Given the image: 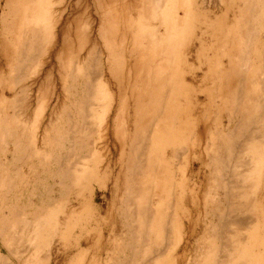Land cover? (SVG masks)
<instances>
[{"label": "bare ground", "instance_id": "bare-ground-1", "mask_svg": "<svg viewBox=\"0 0 264 264\" xmlns=\"http://www.w3.org/2000/svg\"><path fill=\"white\" fill-rule=\"evenodd\" d=\"M64 1L49 0V9L52 2L57 6L53 37L48 32L51 22L43 23V0L4 2L10 22L0 43V108L27 101L23 95L32 90L31 75L40 72L45 80L36 89H41L42 98L51 99L44 97V91H58L39 149L31 139L21 144L24 132L17 131L16 117L8 118L9 122L0 117V142L12 146L0 154V186L12 185L9 167L30 148L29 156L43 168L45 187L43 207L36 208L32 201L15 203L7 210L0 205V264H45L49 257L39 256L41 247L33 243L43 236V228L54 226L60 236L61 228L70 223L73 228L80 225L71 231L75 246L91 243L81 253V264H264V39L254 41L255 32L241 31L237 48L246 51L241 50L237 59L227 56L220 61L210 75L214 88L203 92L185 83L193 71L184 72L173 56L167 68L160 62L150 66L156 49L154 41L148 40L150 35L146 43L137 40V47L126 48L122 61L117 60L120 45L116 48L114 41L113 45L106 41L103 31L112 19H118L111 0H95L98 36L72 55L73 45L80 38L86 44L90 37L84 30L88 29V6L87 0H74L71 14H76L69 17ZM81 1L87 7L82 11L83 23ZM109 4L116 13L111 19ZM155 4L151 6L161 8ZM97 37L104 49L97 48ZM252 44L251 60L247 49ZM45 50L50 59L41 61L38 71L37 65L29 63ZM46 80L51 84L47 92L43 91ZM197 161L199 168L194 172ZM32 163L23 162L31 171ZM101 167L110 175L118 168L117 194L112 195L118 206L114 215L107 213L118 228L112 226L106 238L104 231L92 236L88 229L99 215L98 208L79 191L76 199L57 205L60 214L52 223L56 191L73 187L89 196L90 187L99 185L98 178L91 176ZM57 233L52 234L48 248ZM196 233L199 236L191 245ZM191 249L194 253L187 258Z\"/></svg>", "mask_w": 264, "mask_h": 264}, {"label": "rangeland", "instance_id": "rangeland-1", "mask_svg": "<svg viewBox=\"0 0 264 264\" xmlns=\"http://www.w3.org/2000/svg\"><path fill=\"white\" fill-rule=\"evenodd\" d=\"M66 1L67 0L64 1V4L67 3V5H65V7L67 8L66 10L68 14L67 16L71 17L76 14V13L71 14V5L75 1L74 0H68L67 2ZM159 1L157 2L156 0H153V1L152 0H114V1L111 0L112 2V3L110 2L111 5L117 4V7H114L115 5L112 7L115 8L114 10L116 11L119 20L117 19L116 21V19L114 18V16L116 17V13L113 14V12L115 11L111 10L113 8L109 4L110 7H108V10L110 9V13L112 11V14H110L109 16L114 15L110 17V19L112 17L114 19L111 20V23L105 25V27L109 26V29H106L103 31H105L104 33H106L105 36L108 35L106 36L107 38L106 41H109L112 45L114 41V47L116 48L119 47L118 45H120V47L116 49L117 57L116 56L115 57L117 58V60H118V57L119 59L120 57L122 59L124 58L126 48L127 49L131 48L130 47L131 45L132 47H135V46L137 47L138 46L136 42L137 40H140L141 44H144V42L146 43L144 39H146L145 38L146 36L150 35L148 37V40L154 41V44L156 47V49L153 50L155 53L152 51L155 54L154 56L155 59L150 64V66L154 65L155 63L160 62L161 64H164L166 67V63L168 62V59L170 58V56H173L174 57L173 60H175L174 63L178 65L179 68L184 69V72L193 71V75L195 77L187 76L185 79V83L190 85L195 90H198V91L203 90L204 92V90L208 91L214 88L213 87L214 84L210 78L212 76L210 75L214 74V72L218 69L220 61L225 62L229 56H231V58L233 57V59L234 57L235 59H237L240 56L239 53L241 54L242 49L237 48V47H238V43L241 41V31L242 32L248 31L250 33L252 30V32H255L254 34H257L254 36V34L251 32V34H253V38L255 37L254 41L263 42V39H264V0H255V1L248 0V2L247 1L245 2V0H161L160 3ZM4 2L5 0H0V37H1L0 43L3 38L2 36L4 35L3 32L5 28H7V25L10 22V17H8L9 11H7L9 10V7L6 8L7 6H5ZM155 2H156L155 6L161 4V6L159 7L162 8L161 9V8H157L158 6L157 7L153 6L156 12H154L153 10L154 8L151 6ZM243 2H245L246 4H244ZM253 3H254L253 5L254 10L252 9ZM49 5H50L49 0H43V23L45 19H48L51 22L48 32L49 34L52 33L50 34V36L53 37L56 33L55 32L56 26L53 24H55L54 20H56L57 18V15H56L57 6H55L56 5L55 2H52L50 9H49ZM68 5L69 7H67ZM94 5H95V0H87V6H88V8L86 7L87 9L85 8V4L83 1H81L80 4L78 5L80 6L79 12H81L79 13L80 18L83 16L82 11L84 9H86L87 14L89 15L88 24H87L88 29H84V30L86 33H90L89 34L90 37L88 40L89 44L88 43L85 44L84 39L82 40V38H80L79 42H76L73 45V50H71L72 55H76V54L78 55V53H80L81 48L82 49L87 48V46L92 45L93 42L95 41L94 36L98 33V30H99L97 28L100 25V15H99L98 10L96 11L94 9ZM249 6L251 7L249 8ZM253 11L255 12V14L253 13ZM46 12H48V15L46 14ZM157 12L159 13V15H157L158 14ZM123 14H124V17H123ZM152 14L154 18L152 17ZM155 16L159 18L157 19ZM121 17H123L124 20ZM244 17H247V18H244ZM85 20H86V17L81 18L82 23ZM6 22H7V25H6ZM258 22L260 23V26ZM247 23H249V26H246ZM4 24L5 26H3ZM51 27H53L54 29ZM110 29L112 32L110 31ZM154 30L156 32L155 35L153 33ZM115 32H118L119 34L118 33L115 34ZM122 33H123V36H122ZM120 36L125 37V42H123L122 40L123 38H121ZM98 38L99 37H97L98 44L96 42L95 45L97 44V48L104 49L103 48L104 44H101L103 43L102 42L103 40L101 38L99 39ZM156 38H157V41H156ZM91 39L93 40L90 41ZM53 42H54V38H53ZM53 42H51V45ZM82 44L83 45L85 44V45L81 47ZM154 44H151V45L154 47ZM48 45L49 44H47V48H48ZM253 48H254V45L252 44L250 48L248 47L247 49V50H250L249 56L251 60L254 57ZM46 51L48 52V50H45V52L43 51V55L38 56L39 60L38 58L37 59L35 58L33 59V61L35 60L34 62L30 61L29 63L30 65L31 64L37 65L36 67H38L37 68V70L39 69L38 71L42 70V65L40 64V62L41 61L44 62L45 60L47 61L48 60L47 58H49V52L47 53ZM245 51L246 49L242 50V52H245ZM139 53L140 52L138 51L137 52L138 56H139ZM158 57H160V59H158ZM122 59H120L119 61L121 62ZM45 67L46 65L43 66V70ZM55 69L56 68L54 67V70ZM141 71H143V69H140V72ZM205 72L207 73L204 74ZM42 75L43 74L41 72L40 74L36 75L38 78H36V76L34 75H31L33 79L32 83L34 80L35 81H34V84L31 85L32 90L27 91V93L23 95L24 99L26 98L25 100L27 99L28 100L27 101L23 100L22 105H18L17 107L9 105L5 109L0 108V117L2 119H5L7 121L8 118H9L8 120H10V117L11 118L16 117L15 126H16L17 131L24 132V135L22 136L21 134L20 136L21 144L22 145L24 143L27 144L28 141L31 139L35 143V146H37V149H39V146H40L39 140L41 137V133L43 131L44 122L47 121V115L49 111H51L50 109H52L53 107V104L55 102L56 93L58 91V88H56L54 91L52 89H49L51 88V84L48 82V80H46L48 82V85L46 82L47 87L44 88L43 91L46 89H49V91L46 90V92L48 91L47 93H45V91L43 92L44 97L45 98L51 97V99H48L49 101H47V99H43L42 91H40L41 89H36L37 87L39 88V86H41L43 84L42 82L45 80L42 78L43 77ZM206 75L207 77L204 78L203 76H206ZM29 78L31 77L29 76ZM28 81L30 82V79ZM103 82L105 83V81ZM51 90L53 91V93L51 92ZM49 94L52 96H50ZM7 95H10V94L7 93ZM6 147L7 148L12 147L10 146V142L0 144V150H1L0 154L5 150ZM27 150L25 149V153H21L20 159L22 161L23 160L24 161L26 160L28 162L30 161L31 163L34 160H36L33 163L37 165L38 159L35 158L34 156H29L31 155L30 148ZM54 154H56V152H54ZM197 154H199V150H196V155ZM192 155L193 154L191 153V155L189 154L188 156L191 157ZM188 156L186 160H189ZM1 160L3 162H7L8 159L1 156ZM21 160H17L14 163V167L13 166L9 167L8 174L11 175V177H13L15 180L14 181L12 178L13 180L11 181L12 185H10L9 187L0 186V194H1L0 195V205L3 204V208L6 210L8 207L15 205V203L21 206V205L26 204L28 201L29 202L32 201L36 208L43 207V200L45 199L43 168L42 166L38 167L37 165L35 167L34 165V167H31L32 168V171H31L30 167L25 166L23 164L24 161L22 162ZM180 162H181V165L184 164L183 157L180 158ZM199 164L200 163L198 161L195 162V165L193 168L194 172L198 170ZM12 169H13V172H12ZM115 170L111 173L112 175H110V172L108 170L101 167L96 173H93L91 177L98 178L99 185H94L90 187L91 193L89 196L87 195V191L85 190L81 191V189L73 188V187L72 188L69 187L68 190L62 191L64 193L58 192L57 190L55 194L56 206L59 205V203L65 204L67 202L66 201L67 199L69 200L76 199V194L79 191L82 195H84L86 200H90L91 204H93V206L95 205V207L98 208L99 215L95 216V221L94 222L92 221V225H90L88 229L89 233L90 234L92 233L91 235L94 237H96L98 233L104 231L103 234L106 238L108 236V233L111 231V227L115 226L118 228V225H119L116 221H113L112 218L109 217L108 215L110 214L111 211H112V214L114 215L116 211L115 209L118 206V204L114 200V197H112V195L117 194L114 179L116 178V175L118 174V168L116 167ZM2 172L0 174H2ZM19 173L20 175H18ZM68 191L70 192L68 193ZM65 192L67 193L65 194ZM59 193H62V195L60 196ZM112 204H115L114 209L112 208L113 206ZM56 206H55V209H53V212L51 214V218H53L52 223H54V219L56 218V215L60 214V208ZM83 222L84 220L80 219V224H83ZM105 223H108V224H105ZM73 227H74L73 223H70V225H68L67 228L65 227L61 228L62 234L60 236H59L60 232L58 233L55 232L57 229L54 228V226L48 229L43 228V236L40 239H38L37 243H33V245H38L39 247H41L39 256H41L42 258L49 257L47 260L46 259L44 260L45 264L46 263L47 264H81L82 263L81 253L86 251L91 246V243L89 244L82 243L80 247L75 246L74 244L75 236L72 235L71 231L72 229L73 230L78 229L80 225H78L76 228H73ZM54 233H57L58 237H56L55 240L50 243V246L48 248L47 243L50 241L52 234ZM198 236L199 234L196 233L194 237L190 240L191 243L193 242L191 245L194 244V241L196 240V238H198ZM45 253L48 255H46ZM193 253H194V250L191 249V252L187 254V258L192 257ZM9 260L10 259H8V261ZM11 264L13 263L11 262ZM27 264L29 263L27 262ZM84 264H87V263H84Z\"/></svg>", "mask_w": 264, "mask_h": 264}]
</instances>
